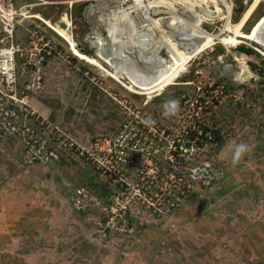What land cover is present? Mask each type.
Masks as SVG:
<instances>
[{
  "label": "rangeland",
  "instance_id": "374dc122",
  "mask_svg": "<svg viewBox=\"0 0 264 264\" xmlns=\"http://www.w3.org/2000/svg\"><path fill=\"white\" fill-rule=\"evenodd\" d=\"M164 2L167 6L151 9L146 21L145 5L137 0H2L18 10L25 49L43 50L41 86L29 94V104L42 123L43 149L58 158L32 160L22 138L0 141V264H264V53L248 40L229 49L217 42L160 96L148 100L124 86L155 77L133 67L140 64L138 58L150 60L160 52L163 63H169L161 50L162 34L177 46L194 37L192 26L201 21L202 31L218 35L227 9L236 24L253 0ZM37 15L58 27L65 17L75 49L108 73L77 57ZM263 18L260 0L242 32L249 35ZM36 26L44 40L32 45L29 32ZM97 42L105 61L123 67L125 78H113L110 73L115 71L96 58ZM236 58L247 64L246 81L234 80ZM31 79L30 74L24 76L27 84ZM170 99L178 100L180 109L165 117L163 105ZM148 118L155 123L145 125ZM135 123L153 135L176 126H200L213 140L198 142L192 134L191 163L210 160L224 177L211 188L192 187L170 216L149 223L133 219L127 229L121 210L131 207L137 215L136 207L145 200L136 193L127 169L117 170L106 144L113 146L120 129ZM230 141L251 149L235 165L226 149ZM40 143L35 148L42 147ZM170 150L164 139L149 148L143 169L148 185L167 187L166 180L173 179L167 171ZM101 184L108 190L106 198L99 195ZM81 186L100 198V205L76 210L73 192ZM90 216L101 222L104 232Z\"/></svg>",
  "mask_w": 264,
  "mask_h": 264
},
{
  "label": "built area",
  "instance_id": "2783aa9c",
  "mask_svg": "<svg viewBox=\"0 0 264 264\" xmlns=\"http://www.w3.org/2000/svg\"><path fill=\"white\" fill-rule=\"evenodd\" d=\"M18 17V10L15 11L10 4H2L0 0V141L22 138L32 160L51 162L57 160L58 156L52 150L43 149L46 142L40 135L42 123L35 117V112L29 104V94L41 86L39 68L45 57L40 48H34L35 53H32L31 49H25L21 36L24 26L17 21ZM39 34L37 28L29 32L30 44L38 45L43 42L44 37ZM30 61H33L32 66ZM28 74L32 77L29 84L24 80V76ZM195 125L184 128L176 126L173 131H162L153 135L147 126L129 124L120 129V133L111 142L113 146L107 142L111 161L117 170L127 169L126 175L136 186V193L145 200L140 207H136L137 215H134L131 207L121 210L119 216L125 228L131 227L133 219L149 223L151 220L170 216L178 208L181 196L188 193L192 187L211 188L223 179V170L217 168L212 161L191 163L189 148L192 134H195V140L198 142L204 139L208 142L213 140L212 135ZM162 139L168 141L171 147L167 157L170 161L167 171L173 179L166 180L167 187H152L145 181V157H149V148L153 150ZM39 141L43 146L35 148ZM104 167L108 169L107 166ZM122 189L124 192L128 191V184L124 182ZM100 202V198L94 196L87 187H77L73 192V206L80 212L88 211L92 204L100 205ZM139 208L147 213L146 216ZM89 219L104 232L105 228L101 222L93 216Z\"/></svg>",
  "mask_w": 264,
  "mask_h": 264
},
{
  "label": "bare ground",
  "instance_id": "6f19581e",
  "mask_svg": "<svg viewBox=\"0 0 264 264\" xmlns=\"http://www.w3.org/2000/svg\"><path fill=\"white\" fill-rule=\"evenodd\" d=\"M146 1H147V3H146ZM204 1H206V0H204ZM259 1L260 0H253V4L251 5V7L243 14V16L240 18V20L236 24L232 23L230 9H227V14L222 18L224 21L223 29L221 30L220 34H218V35H213V34L205 32V31H202L200 29L201 25H202L201 21H196L195 24L192 26L193 29L191 32H194L193 33L194 37L192 39L190 38L187 41H184L181 44L178 43L177 46L173 45L172 41H170L169 38H166L162 34V38H161L162 49L161 50H164L165 56L163 58H166V59L169 58L170 59L169 63H166V64L163 63L162 57H159L160 52L154 53L155 57L150 59V60H146L145 58H143V56H142V60H140V58H138V59L136 58L137 60H139L137 62L138 63L140 62V64H138V67L137 66H133V67H135L136 69L139 68L141 71L151 72L152 74L154 73L156 75L150 82L138 83L139 82L138 80H137L138 82L136 80H135L136 82L131 80L128 82V84H126V85L123 84V85L125 86V88L128 91H130L136 95H139V96H146L148 100H150L153 96H156V95L160 96L163 91L166 92L165 89L168 86H172L174 84V82L182 74H184L187 66L196 57L204 54L207 50H209L213 46H215L217 42L222 44L223 46L227 47L228 49L229 48H236L241 43V40H248L252 43L257 42L263 49H261L259 47L258 48L261 50L262 53H264V44H262L261 42H258V40H256V38L254 37V33H255L256 28H257L258 24L260 23V21L251 30L249 35H245L242 32V28L244 27V25L248 21V18L251 15L252 11L259 4ZM138 2H139V4L141 2H143L145 5V17L144 18L146 21H148L150 19L151 14H149V16H147V13L151 9L160 8V6L166 5L164 0H137V3ZM35 17L38 20H40L47 28H49L50 30L55 32L57 34V36L60 37L67 44L69 49L77 57H79L81 60L86 61L88 64L93 65V66L99 68L100 70H103V71L108 73V71L105 68H103L102 65L97 60L91 59V57L89 58L85 55H82L75 49L74 40L68 31V29L70 27V23L65 17H63L61 19V22H62V24H65L66 29L60 28V27H58V25H53L50 21L43 19L39 15H37ZM109 33H111V32H109ZM224 33L231 34V36L222 37ZM176 34H177V31L173 30L171 36L175 38ZM174 40H176V39H174ZM178 41L181 42L180 39H178ZM96 47L98 48L96 58L103 61L105 64L110 66L115 71L114 74L110 73V75L113 78H115L116 80H121V79L125 78L123 73L121 72L123 67H121L119 65H112V64H109L108 62L105 61L108 58H107V56H105L100 51V47H101L100 42L96 43ZM113 52H114V50H113ZM112 56H114V55H112ZM135 57H139V55L137 54ZM147 57H149V56H147ZM235 60H236L237 65H238V71L236 74L234 73L235 74L234 80L236 82H243V81L248 80L249 75H250V71H249L247 64L245 63L244 59L243 58L242 59L236 58ZM135 64H136V62H135ZM151 65H152V68H151ZM129 66H131V65H129ZM133 67L131 66V69ZM123 70H125V69H123ZM128 73H129V71H128ZM134 75H135V73H134ZM134 75H132V76H134ZM126 80L128 81V79H126Z\"/></svg>",
  "mask_w": 264,
  "mask_h": 264
},
{
  "label": "clouds",
  "instance_id": "9594fccd",
  "mask_svg": "<svg viewBox=\"0 0 264 264\" xmlns=\"http://www.w3.org/2000/svg\"><path fill=\"white\" fill-rule=\"evenodd\" d=\"M179 109H180L179 101L176 99H170V100L166 101L163 105V115L165 117L175 116L178 114ZM143 122L149 126H151L155 123L150 118L145 119ZM226 149L231 153V160H232L233 165L239 163L242 156L246 152L251 150L250 146L248 144L243 143V142L236 143L234 141H230L226 145Z\"/></svg>",
  "mask_w": 264,
  "mask_h": 264
},
{
  "label": "water",
  "instance_id": "95a60500",
  "mask_svg": "<svg viewBox=\"0 0 264 264\" xmlns=\"http://www.w3.org/2000/svg\"><path fill=\"white\" fill-rule=\"evenodd\" d=\"M60 27L64 29L65 28V24H61ZM254 37L256 38V40H258V42H261L262 44H264V18L258 24V26L256 28V31L254 33ZM254 45H256L257 47L263 49L257 42H254Z\"/></svg>",
  "mask_w": 264,
  "mask_h": 264
},
{
  "label": "trees",
  "instance_id": "16d2710c",
  "mask_svg": "<svg viewBox=\"0 0 264 264\" xmlns=\"http://www.w3.org/2000/svg\"><path fill=\"white\" fill-rule=\"evenodd\" d=\"M240 51L243 52V53H246V51H245L244 48H241ZM103 186H104V184H101V185L98 186V187H100V189H99V195H100V197L106 198L108 194H105V193H106V191H108V190L105 189V191H103V190L101 189V187H103ZM95 188L97 189L96 186H95Z\"/></svg>",
  "mask_w": 264,
  "mask_h": 264
},
{
  "label": "flooded vegetation",
  "instance_id": "af4514ba",
  "mask_svg": "<svg viewBox=\"0 0 264 264\" xmlns=\"http://www.w3.org/2000/svg\"><path fill=\"white\" fill-rule=\"evenodd\" d=\"M38 23V22H37ZM36 28H38V26H36Z\"/></svg>",
  "mask_w": 264,
  "mask_h": 264
}]
</instances>
